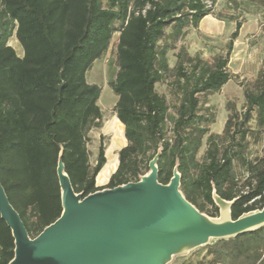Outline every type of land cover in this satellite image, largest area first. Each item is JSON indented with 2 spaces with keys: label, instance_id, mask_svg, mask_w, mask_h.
<instances>
[{
  "label": "trees",
  "instance_id": "trees-1",
  "mask_svg": "<svg viewBox=\"0 0 264 264\" xmlns=\"http://www.w3.org/2000/svg\"><path fill=\"white\" fill-rule=\"evenodd\" d=\"M206 1L0 0V183L32 239L63 213L60 163L83 197L140 181L155 160L158 181L169 184L177 172L181 192L201 214L219 213L215 196L234 201L232 220L264 209V150L256 155L250 148L264 134V58L243 85L244 111L229 116L222 134H211L205 99L234 79L229 63L242 25L225 55L205 60L178 48L186 31L212 13L217 0L211 8ZM227 1L264 9V0ZM14 35L23 56L9 45ZM107 56L127 145L107 185L98 187L108 160L102 136L90 163L88 133L100 126L102 112L101 88L88 74ZM160 83H168L172 106ZM198 256L196 264H264V225L210 239L191 254ZM14 257L15 239L0 214V264Z\"/></svg>",
  "mask_w": 264,
  "mask_h": 264
},
{
  "label": "water",
  "instance_id": "water-1",
  "mask_svg": "<svg viewBox=\"0 0 264 264\" xmlns=\"http://www.w3.org/2000/svg\"><path fill=\"white\" fill-rule=\"evenodd\" d=\"M58 175L63 213L33 239L0 183L1 218L15 239L9 264H168L210 239L264 225V209L226 222L201 214L181 192L177 172L169 184L158 181L155 160L140 181L86 197L74 191L62 163Z\"/></svg>",
  "mask_w": 264,
  "mask_h": 264
},
{
  "label": "rangeland",
  "instance_id": "rangeland-1",
  "mask_svg": "<svg viewBox=\"0 0 264 264\" xmlns=\"http://www.w3.org/2000/svg\"><path fill=\"white\" fill-rule=\"evenodd\" d=\"M200 23L198 28L188 29L177 46L178 48H185L192 57L199 56L205 60L212 59L219 54L225 55L227 44L236 29V24L241 23L242 25L239 37L234 43V51L229 63V71L234 79L224 85L220 92L210 93L205 99L204 107L213 119L208 124L210 133L222 134L229 116L235 111L240 113L244 111L243 85L247 80L257 76L260 64H262L261 61L264 58V9L243 2L238 6H234L227 0H217L212 13ZM118 36L119 33H116L113 41H116ZM9 45H12L19 56H23L22 46L15 35L10 39ZM177 52L178 50H174L169 53V63L172 68L177 61ZM115 72L116 70L108 62L107 56L98 60L88 74L89 83L98 84L101 88L98 104L102 112V120L99 127L92 128L88 133V149L91 154L90 163L94 166L101 137H104L108 163L98 175L99 178L96 179V184L101 185L99 179L107 178L102 186H106L109 182L112 170L119 163L118 153L127 145L124 126L119 122L115 112L118 97L108 83V80L114 77ZM157 90L165 95L172 106L174 102L168 93V83L158 84ZM170 113L174 114L173 107L170 109ZM254 124L253 121V127ZM205 142L206 138L198 152V160L205 153ZM250 148L256 155H261L264 150V134L261 135L259 142L255 143L252 140ZM216 204L219 213L209 208L207 216L217 215L213 220L218 222L228 221L230 218V202L217 199ZM197 248H194V250ZM193 251L174 256L168 264H188L190 261L192 264L198 263L202 256L191 258Z\"/></svg>",
  "mask_w": 264,
  "mask_h": 264
},
{
  "label": "crops",
  "instance_id": "crops-1",
  "mask_svg": "<svg viewBox=\"0 0 264 264\" xmlns=\"http://www.w3.org/2000/svg\"><path fill=\"white\" fill-rule=\"evenodd\" d=\"M121 149V148H120ZM108 163V162H107ZM116 167H118V166H116ZM116 167H114V169L112 170V172H111V174H113L116 170H117V168ZM109 177H111V175L109 176ZM99 178V177H98ZM100 180V184L101 185H97L98 187H105V186H102V183H104L106 180H107V178L106 177H103L102 179H99ZM194 249H192V250H188L186 253H188V252H190V251H193Z\"/></svg>",
  "mask_w": 264,
  "mask_h": 264
},
{
  "label": "built area",
  "instance_id": "built-area-1",
  "mask_svg": "<svg viewBox=\"0 0 264 264\" xmlns=\"http://www.w3.org/2000/svg\"><path fill=\"white\" fill-rule=\"evenodd\" d=\"M206 4L208 5L209 8H211L212 7V0L206 1Z\"/></svg>",
  "mask_w": 264,
  "mask_h": 264
},
{
  "label": "bare ground",
  "instance_id": "bare-ground-1",
  "mask_svg": "<svg viewBox=\"0 0 264 264\" xmlns=\"http://www.w3.org/2000/svg\"><path fill=\"white\" fill-rule=\"evenodd\" d=\"M184 220H186V219H184Z\"/></svg>",
  "mask_w": 264,
  "mask_h": 264
}]
</instances>
